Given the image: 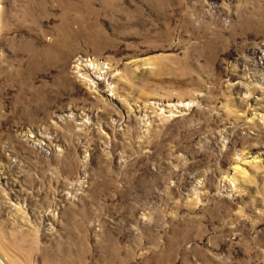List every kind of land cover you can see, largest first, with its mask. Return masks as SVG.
Returning <instances> with one entry per match:
<instances>
[{
  "label": "rangeland",
  "instance_id": "374dc122",
  "mask_svg": "<svg viewBox=\"0 0 264 264\" xmlns=\"http://www.w3.org/2000/svg\"><path fill=\"white\" fill-rule=\"evenodd\" d=\"M0 264H264V0H0Z\"/></svg>",
  "mask_w": 264,
  "mask_h": 264
}]
</instances>
